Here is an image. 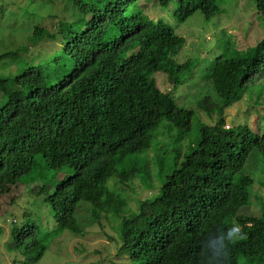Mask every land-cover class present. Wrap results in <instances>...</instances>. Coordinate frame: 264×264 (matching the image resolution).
<instances>
[{
	"label": "trees",
	"instance_id": "trees-1",
	"mask_svg": "<svg viewBox=\"0 0 264 264\" xmlns=\"http://www.w3.org/2000/svg\"><path fill=\"white\" fill-rule=\"evenodd\" d=\"M249 1L251 9L242 13H253L264 27V0ZM235 2L0 0V23L9 19L5 11L16 9L38 21L19 44L10 32L0 35V47L1 41L9 46L0 51V63L15 67V73L0 74V185H14L31 173L36 156L48 169L65 171L51 194L38 193L48 204H84L90 223L114 222L125 264H204L205 237L233 222L245 225L247 234L240 233L244 239L231 247L228 264H238V257L263 264L264 200L252 190L254 179L244 169L254 151L264 164V132L247 125L225 127L223 114L241 100L259 69L264 74V34L251 36L255 45L245 57L217 56L193 85L179 77L190 74L198 57L175 58L185 40L158 16L184 20L200 12L208 22ZM172 3L174 11L166 10ZM47 16L57 20L48 29L40 25ZM220 41L226 48L227 39ZM50 42L59 47L43 51ZM162 57L175 58L166 78L152 74ZM164 79L172 82L169 90L162 88ZM182 88L193 90L194 108L175 103ZM143 106L157 112L154 124L140 121ZM159 124L175 128L172 156L156 151ZM184 139L190 144L182 153ZM165 157L174 160L171 170ZM149 165L160 185L156 194L133 205L119 186L131 187L138 179L151 188ZM252 197L249 212L255 210L258 217L240 214ZM74 214L64 218L62 228L82 235ZM39 234L34 224L14 228L9 249L20 252L25 264H36L57 232Z\"/></svg>",
	"mask_w": 264,
	"mask_h": 264
},
{
	"label": "rangeland",
	"instance_id": "rangeland-1",
	"mask_svg": "<svg viewBox=\"0 0 264 264\" xmlns=\"http://www.w3.org/2000/svg\"><path fill=\"white\" fill-rule=\"evenodd\" d=\"M249 2V0H241V2L238 3L236 0L234 4L230 5V9H222L218 17L214 16L208 22L204 20L200 12H196L184 20H179V17L175 15L171 17L167 14L158 12V16L162 17L165 23L168 24L178 36L183 37L185 40L184 47L178 53L180 55L178 57L177 55L175 56L177 57L176 59L185 62L188 58L198 57V60L191 68L190 74L181 73L179 79L187 80L191 84L197 85L202 81L201 77L203 71L208 68L217 56L224 55L227 58H236L244 56L243 54L251 50L255 45L252 44V39L256 37L259 38L263 35L264 27L253 13H248L247 15L242 13L244 10L251 9ZM168 9H173L174 11V3L170 4L166 10ZM40 10L41 7H39L37 11ZM14 12L16 13L8 14V11H5L4 14L9 16V19L7 23L5 21L0 23V26L5 29L0 30V35L10 32L14 36V42L19 44L32 32L33 28L38 24V21L34 18L27 19L26 17L20 16L19 9L14 10ZM45 12L47 11H42L43 14H45ZM144 12H148L147 8ZM129 13L131 15L132 11ZM56 22L57 20L53 19L52 16H47L40 22V25L48 29ZM247 32L248 35H245ZM1 39L2 38H0V40ZM220 39L222 41L227 39L226 48L221 44ZM1 43L4 44V46L0 47V51L8 49L9 46L2 41ZM57 47H59L58 43L50 42L48 48L43 49V51L50 52L52 48ZM19 51L21 52L22 49ZM174 60L175 58L171 60L162 57L159 65L152 69L154 71L152 74L157 77L161 76L162 78H166L165 71L168 70V72L172 73L175 69ZM5 61L6 60H4L3 63H5ZM12 71L15 73L14 64L11 63L3 68L2 63H0V74H8ZM261 72L262 71L259 69L258 72L253 75L251 81L244 89L241 100L225 109V116L223 114V117L224 122L228 124V126L235 128L247 125L257 134L264 132V74ZM162 84V88L167 90L172 86L170 80L166 81L164 79V83ZM192 94V89L182 88V93L176 97L175 103L180 106L186 105L194 108ZM1 104L2 100L0 98V105ZM156 114L157 112L150 109L149 106H143L139 119L140 121H145L148 125L154 124V120L157 117ZM198 115L206 118L202 112H199ZM155 133L157 134V138L161 141L156 151L161 149L160 152H165L164 155L168 154L172 156V146L175 145V128L170 126L165 128L159 124V126L155 128ZM188 144H190L189 139H184L181 144L182 153L185 152ZM167 159L168 158L165 157L164 164H166V169L171 170L174 166V160L171 161L170 158ZM158 160L160 161L161 158ZM261 160V155L254 151L247 160L244 172L252 175L254 179L252 190L255 188L263 197L261 198L258 196V199L263 202L264 188L258 185L259 180H264L262 176L264 164ZM155 166L159 167L160 164L157 163ZM148 168L152 173L150 180L151 188H147V185H144V182L138 179L132 181L133 185L131 187L128 186V184L119 186L124 197L129 199L130 203L133 205L136 204V201L139 199L143 200L156 194V189L160 185L158 183L159 179L154 178V169L152 166L149 165ZM65 175H67L65 171L48 169L44 159L41 156H36L31 173L20 178L14 185H0V264H25L23 262V255L18 251H12L9 249L8 245L11 242L10 232L12 229H20L23 225H27V223L37 226L40 230L39 235L41 236L49 231L53 234L55 231L57 232L55 237L49 238L50 242L47 243V250L36 264L129 263V261L125 259L126 256L119 254L118 249L121 246V237L119 230H117L113 224L114 222L111 223L103 219L100 224L96 221L90 223L91 212L90 209L88 213L86 208H81L84 204H79L78 207L77 204H55L54 202L48 204L45 200L46 196L42 191L38 193L40 189H46L51 194L56 184L61 181ZM253 204L254 200L252 197V199H250V206L244 207L240 214H250L249 210L252 211ZM135 207L136 206H134V208ZM74 212V217L78 219L81 224L80 227L83 228L82 235L71 234L62 228L64 218ZM259 212L261 213V211ZM250 215L258 217L259 214L254 210ZM245 227V225L240 227V233L245 232L247 234ZM105 233L111 236V239H108ZM238 264L257 263L249 262L244 257H238Z\"/></svg>",
	"mask_w": 264,
	"mask_h": 264
},
{
	"label": "clouds",
	"instance_id": "clouds-1",
	"mask_svg": "<svg viewBox=\"0 0 264 264\" xmlns=\"http://www.w3.org/2000/svg\"><path fill=\"white\" fill-rule=\"evenodd\" d=\"M246 34L248 35V32ZM182 39L184 38L182 37ZM225 127L230 126L226 124ZM240 238H242L240 235V227L235 222L227 229L210 233L202 242L204 264H228L230 249Z\"/></svg>",
	"mask_w": 264,
	"mask_h": 264
}]
</instances>
